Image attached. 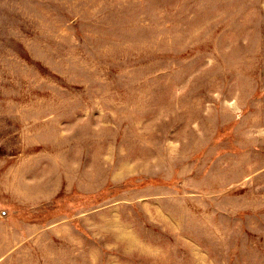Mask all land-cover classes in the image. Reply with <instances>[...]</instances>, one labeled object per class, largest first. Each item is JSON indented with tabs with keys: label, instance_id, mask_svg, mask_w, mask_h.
<instances>
[{
	"label": "rangeland",
	"instance_id": "1",
	"mask_svg": "<svg viewBox=\"0 0 264 264\" xmlns=\"http://www.w3.org/2000/svg\"><path fill=\"white\" fill-rule=\"evenodd\" d=\"M0 264H264V0H0Z\"/></svg>",
	"mask_w": 264,
	"mask_h": 264
}]
</instances>
